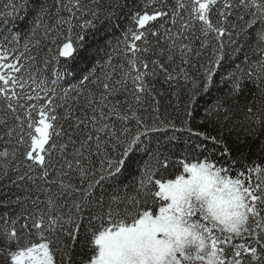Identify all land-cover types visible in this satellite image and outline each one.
I'll return each mask as SVG.
<instances>
[{
  "label": "snow or ice",
  "instance_id": "1",
  "mask_svg": "<svg viewBox=\"0 0 264 264\" xmlns=\"http://www.w3.org/2000/svg\"><path fill=\"white\" fill-rule=\"evenodd\" d=\"M6 9L0 186L16 191L0 201L14 205L0 264H264V0ZM217 74L222 94L199 121L215 132L194 130ZM169 131L199 152L176 155Z\"/></svg>",
  "mask_w": 264,
  "mask_h": 264
},
{
  "label": "trees",
  "instance_id": "2",
  "mask_svg": "<svg viewBox=\"0 0 264 264\" xmlns=\"http://www.w3.org/2000/svg\"><path fill=\"white\" fill-rule=\"evenodd\" d=\"M11 0H0V12L7 10L6 9V5L10 4ZM129 3H132V0H129ZM117 23L119 24V28H115L112 31H109L107 33H102L101 37H98L97 40L99 43H103L105 39H111V40H115V38L117 36L120 35V28H123L126 24H127V20L121 16V18L117 21ZM9 27H12V25H9ZM27 28V22H17L16 24V31L20 32L22 30H26ZM97 41L93 42V45H95ZM85 63V61H82L80 59H78L76 61L77 66H83V64ZM216 81H217V86L213 87V89L210 91V93L202 95L201 99L199 100L198 103V115L196 116V118L192 121V128L194 130H200V131H204L207 130L208 132H215V129H213L211 126H209L208 124H201L200 121V117L203 115L204 109L206 107H208L210 105V103L212 101H214V99L218 96L222 94V89L219 86V80H220V76L219 74H217V76L215 77ZM160 138H161V143H163L164 145H175L174 148H172V151L176 154V155H180L183 150L185 148H188L190 150H194L195 152H199V149H196L195 145L197 142H199V138L198 137H191L188 133H175L174 135L177 137L176 140L174 141H169L168 140V136L173 135V133L171 131H169L167 134H159ZM229 144L230 146L233 148V155L236 154V148L237 145L234 143V140L232 138H229ZM2 145H0V149H2ZM209 147H211L209 145ZM242 150H247V146H239ZM205 155H207V153H204ZM260 155V153H258L257 151V146L253 145L252 147V151L250 153L249 159H254L257 158ZM203 158V157H201ZM174 170L173 169H169L168 173L171 174ZM16 189L15 188H4L2 186H0V201H4L7 200L9 197L12 196V193L15 192ZM14 207V205H8L7 208L0 206V214L4 213L5 211H10L12 208Z\"/></svg>",
  "mask_w": 264,
  "mask_h": 264
}]
</instances>
